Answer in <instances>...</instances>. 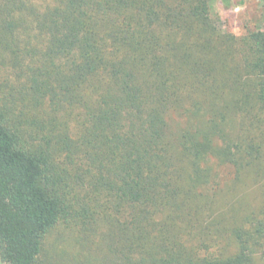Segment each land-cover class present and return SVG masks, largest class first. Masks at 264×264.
Instances as JSON below:
<instances>
[{"label": "trees", "instance_id": "16d2710c", "mask_svg": "<svg viewBox=\"0 0 264 264\" xmlns=\"http://www.w3.org/2000/svg\"><path fill=\"white\" fill-rule=\"evenodd\" d=\"M210 2L0 0L8 264H264L213 168L264 178V16L235 36Z\"/></svg>", "mask_w": 264, "mask_h": 264}, {"label": "rangeland", "instance_id": "374dc122", "mask_svg": "<svg viewBox=\"0 0 264 264\" xmlns=\"http://www.w3.org/2000/svg\"><path fill=\"white\" fill-rule=\"evenodd\" d=\"M45 2L49 3L50 0H45ZM210 5L212 21L223 32L242 36L247 31L261 26L264 16L261 0H244L240 5L237 4V0H230L226 3L222 0H211ZM213 168L219 175L220 187H223L224 207L221 212L226 214L227 222H231V211L242 216L246 212L250 213L251 209H255V211L264 209V178L257 183L247 178L235 190H228L231 188V170L226 166ZM229 250H232V246L229 247ZM1 251L0 249V264H8Z\"/></svg>", "mask_w": 264, "mask_h": 264}]
</instances>
